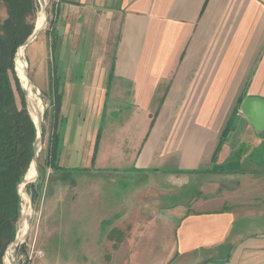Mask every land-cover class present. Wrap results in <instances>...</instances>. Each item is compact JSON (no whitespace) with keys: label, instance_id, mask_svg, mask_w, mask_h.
<instances>
[{"label":"crops","instance_id":"0c3cea01","mask_svg":"<svg viewBox=\"0 0 264 264\" xmlns=\"http://www.w3.org/2000/svg\"><path fill=\"white\" fill-rule=\"evenodd\" d=\"M50 26L35 55L42 89L61 96L60 158L84 137L90 173L115 159L122 179L145 184L117 205L132 213L116 219L118 250L166 248L158 264H264L253 222L264 213V131L241 111L244 98L264 99V0H55ZM140 208L151 211L145 230ZM161 226L174 234L163 247Z\"/></svg>","mask_w":264,"mask_h":264},{"label":"rangeland","instance_id":"374dc122","mask_svg":"<svg viewBox=\"0 0 264 264\" xmlns=\"http://www.w3.org/2000/svg\"><path fill=\"white\" fill-rule=\"evenodd\" d=\"M54 2L55 0H36L35 27L37 28L39 14L41 15L42 12H45V15L46 12L48 13L46 25L28 45L20 47L23 49L21 51L18 50L15 57V69L21 85L26 92L29 111L30 102L25 82L19 75V69H17L19 66L17 64L21 61L26 63V71H28L31 79L30 83L32 88H34L32 90L43 105L41 114L42 140L40 142L39 139L37 176L32 181L24 183L27 180L25 177L19 185L21 215L17 225L16 238L9 245V248L7 247L4 259L6 263L11 264V258H8L10 254L12 258L26 256L28 247L26 242L24 244L15 243L20 235V231L23 230V226H26L28 243L36 242L37 246L44 252L43 257L36 256L34 258L33 264H115L116 261H123L129 264H158L165 258L163 250L166 249L160 250L158 245L163 247L167 242L173 240L174 234L171 228L166 227L163 229L161 226V233L157 237L158 247L155 250H152V247H145L144 249L142 248L139 255L133 257L127 251L118 250L117 247L123 236H121V230L117 226L116 219L118 216L125 217L132 214L129 208L125 209L127 212L123 209V213H120L119 209L121 208H118L117 205H120V201L125 202L133 193L142 191V188L145 186L144 183L134 184L133 179H122L117 174L119 172L116 170L118 163L115 159L100 160L98 166L105 167L106 169L90 173L89 171L92 170V151L94 145L92 141L90 146L84 147L86 141L84 137L81 139L83 141L82 149L80 150L79 147V150L73 153L72 159H66L64 157L65 154L60 158V165L70 168L68 172L69 177L66 180L60 179L58 182H56L57 180L54 181L53 179L60 177V174H57L56 171L47 168L45 165L55 118L50 92L47 89H42V83L39 78L44 73V67L35 55V52L38 47L42 46L44 35H46V31L50 25ZM47 52L49 55L48 48ZM47 66L49 68L50 64ZM100 124L104 126V122L101 123L100 121ZM99 127L101 125L96 127V133ZM36 128L37 137L39 138L38 127ZM128 164L126 161L125 165ZM80 171L87 178H84L83 174H79ZM86 179L90 181H86ZM155 193L158 194L154 198V202L157 203L161 192L155 191ZM29 209L30 212L27 214ZM157 210V206H154V211ZM140 211L139 223L142 230H145L146 217L150 216L151 211H146L142 208H140ZM144 211L146 217L143 215ZM102 217L106 220L109 219V221L100 224L99 220ZM253 218V222L260 223L264 228V213H260ZM124 226L127 227L128 232L133 230L131 229L133 224L124 223L122 227ZM160 235L162 237L159 239ZM151 250L156 255H151L149 253ZM118 251L119 254H117ZM8 252L10 253L8 254Z\"/></svg>","mask_w":264,"mask_h":264},{"label":"trees","instance_id":"16d2710c","mask_svg":"<svg viewBox=\"0 0 264 264\" xmlns=\"http://www.w3.org/2000/svg\"><path fill=\"white\" fill-rule=\"evenodd\" d=\"M36 11V0H0V264H4L6 249L16 238L21 215L19 185L33 161L37 138V128L28 108L26 92L15 69L19 47L35 30ZM50 99L55 120L45 165L58 171L64 169L60 165L61 96H50ZM241 100L242 97L239 102ZM231 120L222 131L219 146L232 128Z\"/></svg>","mask_w":264,"mask_h":264},{"label":"bare ground","instance_id":"6f19581e","mask_svg":"<svg viewBox=\"0 0 264 264\" xmlns=\"http://www.w3.org/2000/svg\"><path fill=\"white\" fill-rule=\"evenodd\" d=\"M45 9V6H44ZM39 20L37 21V30L43 29L46 25V15L45 12H42L41 15L39 14ZM23 48H20L19 51H21ZM19 65L17 69H19V75L21 76L22 80L25 82V88L27 90L28 93V97H29V102H30V112L32 114V118L34 120V122L36 123L37 127H38V132H39V139L40 142L42 140V136H41V132H42V121L39 119V116L42 114V109H43V105L40 99H38L36 97V94L33 92L32 89V85L30 83L29 78L27 77V71H26V63L21 61L19 62ZM38 155V154H37ZM37 176V157L36 159L32 162L31 167L29 168L27 174H26V178L27 179L24 183L28 182V181H32L33 179H35V177ZM25 198V197H24ZM28 204V203H27ZM26 210V209H25ZM30 209L28 210L27 214H29ZM27 233V227L23 226V230L20 231V238H23L26 236ZM10 252H8L9 254ZM10 258V257H8ZM9 262V260H8Z\"/></svg>","mask_w":264,"mask_h":264},{"label":"water","instance_id":"95a60500","mask_svg":"<svg viewBox=\"0 0 264 264\" xmlns=\"http://www.w3.org/2000/svg\"><path fill=\"white\" fill-rule=\"evenodd\" d=\"M47 16H48V13L46 12V17ZM39 32L40 30H37L35 27L33 34L28 38V40L23 45L24 46L28 45L38 35ZM27 77L31 81L28 71H27ZM241 111L244 113V115L249 120V122L252 124V126L256 129V131L258 132L264 131V99L263 98H260V97L244 98L241 103ZM39 119L42 121V115L39 116ZM38 149H39V138L37 137L35 144H34L33 161L37 157V154L39 151Z\"/></svg>","mask_w":264,"mask_h":264},{"label":"built area","instance_id":"2783aa9c","mask_svg":"<svg viewBox=\"0 0 264 264\" xmlns=\"http://www.w3.org/2000/svg\"><path fill=\"white\" fill-rule=\"evenodd\" d=\"M19 236H18L15 243L17 244V242H18L19 244H24V242H26V244L28 246L27 251H26V256L22 257V258L20 256L12 258V255L10 254V258H11L10 261H12L11 264H33V260L36 256H38V257L44 256L43 250L41 248L37 247L36 242H34V243L32 242L31 244L28 243V238H27L28 233H26V236L23 238H20ZM8 248H9V246H8ZM3 260H4V264H8V263H6L4 258H3Z\"/></svg>","mask_w":264,"mask_h":264}]
</instances>
